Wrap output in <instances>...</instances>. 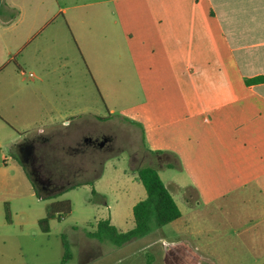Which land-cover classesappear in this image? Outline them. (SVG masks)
<instances>
[{
	"label": "crops",
	"instance_id": "0c3cea01",
	"mask_svg": "<svg viewBox=\"0 0 264 264\" xmlns=\"http://www.w3.org/2000/svg\"><path fill=\"white\" fill-rule=\"evenodd\" d=\"M71 1L27 30L8 15L19 6L0 0V186L13 171L36 196L18 161L29 144L38 163L49 152L76 168L58 178L71 188L104 148L86 126L125 119L160 168L182 174L180 197L169 191L182 214L174 231L189 223L178 202L191 213L233 206L257 239L248 264H264V82L247 83L264 77V0Z\"/></svg>",
	"mask_w": 264,
	"mask_h": 264
},
{
	"label": "rangeland",
	"instance_id": "374dc122",
	"mask_svg": "<svg viewBox=\"0 0 264 264\" xmlns=\"http://www.w3.org/2000/svg\"><path fill=\"white\" fill-rule=\"evenodd\" d=\"M10 2L19 7L10 9L9 17H25V24L20 23V28L24 26L27 30L31 27L36 30L56 14L59 8L70 11L73 4L71 0ZM108 10L101 5V14L105 16L101 19L103 27L104 21L107 27ZM33 18L37 21L35 24ZM124 49L123 46V65L128 68ZM110 75L111 72L109 77ZM110 81L113 85L114 80ZM96 92V86L91 85V105L96 102ZM100 106L102 110V99ZM84 130L96 135H109L112 142L101 151L89 155L93 172L89 176L74 178L72 189L66 188L57 193L64 187V184L58 183V178L60 174L66 177V174H62L66 166H61L64 164L62 159H52L49 152H46L43 162L39 161L42 163L41 180L48 179L54 183H46V190L35 180L33 174L39 169L35 155V162L30 165L25 163L24 168L38 192L35 197L31 196L27 183L19 180L17 173L13 171L0 186V264H147L149 256L153 257L151 264H248L247 261L257 254V239L250 236L254 232L244 228L241 216H236L240 209L227 207L225 204L207 208L194 206V213H191L178 202L185 220L189 221L180 232L174 231L175 222L162 228H156L153 222L151 226L156 230L121 248L109 241L92 239L89 234L96 232L98 224L108 219L124 232L134 228L133 206L146 198L144 187L136 181L133 174L136 165L142 168L155 167L176 198L180 197V193L173 181L181 180L182 174L175 167L160 168L157 157L144 151L138 128L125 119L114 118L101 125L89 124ZM136 153L140 154L141 160L135 164L133 158ZM95 155L98 156L97 160ZM69 163L74 166L78 162L73 159ZM93 164L97 173L94 172ZM66 169L69 172L67 176L72 178L71 172L76 168ZM56 184L57 187H53ZM186 193L187 197H194L193 193ZM63 201L70 202L71 213L50 221L49 233H43L39 222L46 218L47 205ZM5 203L8 204L9 219ZM253 243L256 246H252ZM67 251L70 258L64 261Z\"/></svg>",
	"mask_w": 264,
	"mask_h": 264
},
{
	"label": "trees",
	"instance_id": "16d2710c",
	"mask_svg": "<svg viewBox=\"0 0 264 264\" xmlns=\"http://www.w3.org/2000/svg\"><path fill=\"white\" fill-rule=\"evenodd\" d=\"M264 82L263 78H256L247 83ZM19 164L25 168V163L18 159ZM137 182L141 184L146 192V198L137 203L133 208L134 228L123 232L111 224L109 220L101 221L98 224L97 231L89 234L92 239L100 242L109 241L116 247H124L134 240L142 239L149 235L153 230L151 226L154 222L156 228H162L177 220L182 216L181 211L172 197L171 193L162 181L157 169L151 166L143 167L137 170ZM71 187L70 189H72ZM37 194L36 188L34 189ZM61 189L58 192H61ZM55 195V194H54ZM6 207V215L9 219L8 204ZM71 213V204L69 201L55 202L47 205L46 218L39 222V228L43 233H49V223L52 220L60 219L62 216ZM64 246L67 248L66 243ZM70 258L68 251L64 257V261ZM153 262V257L149 256L147 264Z\"/></svg>",
	"mask_w": 264,
	"mask_h": 264
},
{
	"label": "flooded vegetation",
	"instance_id": "af4514ba",
	"mask_svg": "<svg viewBox=\"0 0 264 264\" xmlns=\"http://www.w3.org/2000/svg\"><path fill=\"white\" fill-rule=\"evenodd\" d=\"M90 140H92V139H90ZM103 140H107V142L105 143V145L103 146V147H105L106 145H109L111 142H112V138H111V136H105V135H102L101 136V139L99 140H97V144L98 145H100L101 144V142L103 141ZM28 146H30L29 144H27V145H25L24 146V148L25 147H28ZM23 148V149H24ZM34 155H35V150H34V146H31V151H30V154L27 156V161H26V163H28L29 165L32 163V162H35V159H34ZM36 164V163H35ZM39 166V165H38ZM34 176H35V180L38 182V183H40L41 185H42V188L44 189V190H46L47 189V187L45 186V184L47 183L48 185L50 184V185H52L51 184V180H48V179H44L43 181L41 180V176H43L42 174H41V166H39V169H37L34 173ZM49 178H51L50 176H49Z\"/></svg>",
	"mask_w": 264,
	"mask_h": 264
},
{
	"label": "water",
	"instance_id": "95a60500",
	"mask_svg": "<svg viewBox=\"0 0 264 264\" xmlns=\"http://www.w3.org/2000/svg\"><path fill=\"white\" fill-rule=\"evenodd\" d=\"M106 142H107V140H103L101 142L100 146L103 147ZM30 151H31V146H28V147H25L24 149H22V152H23L22 161H23V163H26L27 156L30 154Z\"/></svg>",
	"mask_w": 264,
	"mask_h": 264
},
{
	"label": "built area",
	"instance_id": "2783aa9c",
	"mask_svg": "<svg viewBox=\"0 0 264 264\" xmlns=\"http://www.w3.org/2000/svg\"><path fill=\"white\" fill-rule=\"evenodd\" d=\"M31 76H33V75L31 74Z\"/></svg>",
	"mask_w": 264,
	"mask_h": 264
}]
</instances>
